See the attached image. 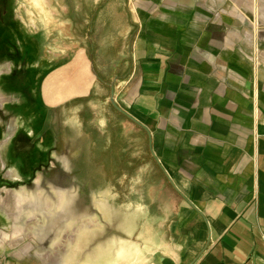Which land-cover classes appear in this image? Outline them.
<instances>
[{"label":"crops","instance_id":"obj_1","mask_svg":"<svg viewBox=\"0 0 264 264\" xmlns=\"http://www.w3.org/2000/svg\"><path fill=\"white\" fill-rule=\"evenodd\" d=\"M8 1L0 264H264L257 0ZM113 105L146 148L124 205L89 156Z\"/></svg>","mask_w":264,"mask_h":264},{"label":"rangeland","instance_id":"obj_2","mask_svg":"<svg viewBox=\"0 0 264 264\" xmlns=\"http://www.w3.org/2000/svg\"><path fill=\"white\" fill-rule=\"evenodd\" d=\"M5 1V0H0ZM11 1V0H10ZM6 2H9L6 0ZM24 8L29 7V0H22ZM259 4V12L264 15V0H257ZM4 5L0 6V13L4 11ZM8 5L6 8L8 9ZM73 8L75 6H72ZM11 9L20 10L21 6L10 5ZM27 12V11H26ZM107 38L102 35L101 44L102 49H105ZM109 58V57H108ZM101 92L106 95L109 93V89H101ZM91 107H87L86 115L88 116ZM88 121H93L92 118H88ZM106 118L103 113H99L95 122L96 125L100 128H105V132L96 131L92 125H87L89 136V141L91 147L89 149V156L91 162H94L96 165H100L102 169L103 176L106 180L103 181V187L112 192L111 199L112 202L117 203L118 205H124L127 199V188H131L132 175H134V183L136 180V174H140L143 171H147V162L146 161V148L145 143H143L142 133L139 132L138 128L132 126L127 120L121 118H116L113 114V131L108 132L107 127H104ZM93 121V122H94ZM91 124V123H89ZM107 129V130H106ZM146 163V164H145ZM128 177V180H126ZM130 177V180H129ZM127 184L130 186L128 187ZM113 204V203H112ZM113 213V212H112ZM109 215V213H107ZM113 219V215L110 216ZM9 234L10 232H5ZM11 235V233H10Z\"/></svg>","mask_w":264,"mask_h":264},{"label":"trees","instance_id":"obj_3","mask_svg":"<svg viewBox=\"0 0 264 264\" xmlns=\"http://www.w3.org/2000/svg\"><path fill=\"white\" fill-rule=\"evenodd\" d=\"M103 89L107 90V87L103 86ZM113 114L116 116V118H123L124 120L129 121L132 124H135V122H133L129 117H127L124 113H122L121 111L118 110L117 107H115L113 105ZM113 123V122H112ZM136 125V124H135ZM113 126H116V124H113Z\"/></svg>","mask_w":264,"mask_h":264}]
</instances>
